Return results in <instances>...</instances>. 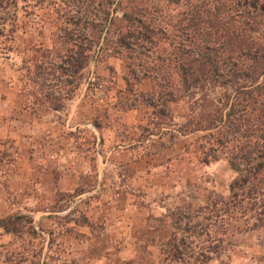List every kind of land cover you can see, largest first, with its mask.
<instances>
[{
  "label": "rangeland",
  "instance_id": "rangeland-1",
  "mask_svg": "<svg viewBox=\"0 0 264 264\" xmlns=\"http://www.w3.org/2000/svg\"><path fill=\"white\" fill-rule=\"evenodd\" d=\"M66 8L61 0H17L14 38L0 39V219L29 214L43 237L0 228V264H188L189 252L181 262L167 256L170 238L191 233L183 229L188 218L202 220L235 171L224 156L202 163L194 136L170 141L150 131L142 96L157 87L131 76L123 56L91 58L59 110L50 102L25 107L22 59ZM171 108L180 123L185 107ZM144 218L149 228L134 231ZM201 226L191 235L194 252L216 242ZM208 228L221 239L218 251L193 264H264V229L244 218Z\"/></svg>",
  "mask_w": 264,
  "mask_h": 264
},
{
  "label": "trees",
  "instance_id": "trees-1",
  "mask_svg": "<svg viewBox=\"0 0 264 264\" xmlns=\"http://www.w3.org/2000/svg\"><path fill=\"white\" fill-rule=\"evenodd\" d=\"M61 1L67 8L52 18L54 30L22 59V90H31L32 107L46 101L62 108L95 55L125 57L131 76L151 78L157 87L142 96L150 131L170 141L194 136L202 163L224 156L235 171L226 195L210 200L202 220L188 218L183 229L191 233H173L167 256L181 262L189 252L188 264L208 262L221 241L208 227L220 221L244 218L264 229V0ZM16 5L0 0V39L7 42ZM172 104L185 107L180 123ZM199 225L216 242L194 252L191 235H200ZM0 228L43 238L29 214L1 218Z\"/></svg>",
  "mask_w": 264,
  "mask_h": 264
},
{
  "label": "crops",
  "instance_id": "crops-1",
  "mask_svg": "<svg viewBox=\"0 0 264 264\" xmlns=\"http://www.w3.org/2000/svg\"><path fill=\"white\" fill-rule=\"evenodd\" d=\"M25 91V90H24ZM31 90H28L27 91V93H25L24 94V104H25V107H28V108H30V109H32V110H35V111H38V110H40V106H39V104L38 105H36L37 107H32V106H34V104H33V99H32V95H31V92H30ZM44 103H47L46 101L45 102H41L40 103V105L41 104H43L44 105ZM49 108L51 109V110H54V109H52V107H50L49 106ZM33 222H34V219H33ZM141 224H138L137 226H134V231H139V232H143V231H145L147 228H149V224H148V218H144V219H142V221L140 222ZM8 233H10V232H8ZM12 235H14V234H12Z\"/></svg>",
  "mask_w": 264,
  "mask_h": 264
}]
</instances>
